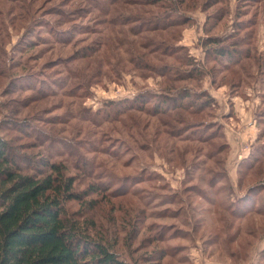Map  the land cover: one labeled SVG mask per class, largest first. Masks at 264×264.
<instances>
[{
	"label": "rangeland",
	"instance_id": "374dc122",
	"mask_svg": "<svg viewBox=\"0 0 264 264\" xmlns=\"http://www.w3.org/2000/svg\"><path fill=\"white\" fill-rule=\"evenodd\" d=\"M140 1L131 7L119 6V12L131 11L146 19L163 14L160 5ZM79 2L0 0V18L8 22L3 31L5 41L0 43V60L11 58L8 62L13 70H24L32 74L33 81L59 92L32 105L39 111L37 118H58L54 126L35 121L30 109H23L18 119H30L60 138L86 140L89 136L102 140L96 150H83L102 169H96L93 176L68 162V173L76 179L78 193L84 194L80 201L67 204L69 214L97 239L113 246L128 264H264V64L256 70L247 61L251 76L246 74L239 82L231 68L226 69L207 54L212 46L205 42L213 37L226 39L234 33L235 22H243L246 31L241 34L249 37L246 46L264 54V0H221L208 9L205 4L213 0H186L180 11L191 19L184 25L178 45L204 68V73L195 81L175 82L165 75L133 67L121 50L118 53L122 62L115 61L109 50L117 48V39L111 36L105 39L108 47L91 46V39L97 38L105 25L90 23V16L85 21L64 23L52 13L57 8L71 11ZM22 9L29 13L28 18L18 17ZM215 10L226 12L216 19ZM39 19L59 20V28L78 40L77 45L56 43L47 35V29L37 28L28 36L30 26ZM86 28H95L97 33L81 32ZM157 34L166 39L170 35ZM44 38L52 41L45 43ZM140 39L134 40L140 44ZM30 41L38 44L30 49ZM86 46L98 50L89 59L91 67L87 68L89 61L80 60V56L70 66L83 77L77 92L86 89L84 86L87 92L82 98L65 96V85L58 83L64 80L67 84L71 78L60 61ZM21 47L25 52L19 51ZM138 51L144 54L149 49ZM107 55L112 65L105 64ZM99 62L102 75L94 69ZM149 62L160 64L153 59ZM165 62L177 64L173 58ZM30 86L31 82H25L26 88ZM172 86L189 87L199 93L195 105L203 102V111L194 115L188 108L167 113L131 109V104L138 105L142 97L164 94V89ZM32 94L15 89L10 79L0 77V104L13 106ZM109 103L125 110L114 119L101 117L90 122L85 118L90 117L89 113L104 112ZM78 111L83 113L82 118L71 115ZM8 115L6 107L0 109V120ZM5 134L0 130V135ZM25 136L20 137L23 144L34 141L32 136ZM201 137L207 139L202 141ZM213 151L219 155L213 157ZM43 152L42 148L27 151L40 157ZM56 160L67 161L65 156ZM104 170L111 175L100 173ZM219 173L222 175L214 179ZM237 205L240 207L236 209Z\"/></svg>",
	"mask_w": 264,
	"mask_h": 264
},
{
	"label": "trees",
	"instance_id": "16d2710c",
	"mask_svg": "<svg viewBox=\"0 0 264 264\" xmlns=\"http://www.w3.org/2000/svg\"><path fill=\"white\" fill-rule=\"evenodd\" d=\"M79 1L71 11L65 12L63 9L57 8L53 9L52 13L58 15L57 17L61 18L64 23L85 21L90 16V23L93 21L96 24L105 25L102 30H99V36L91 39L90 45H95L94 47L99 49L109 46L105 40L106 36L117 39L115 44L117 48L109 50V54L113 55L115 61L122 62V57L118 53L121 50L127 54V62L133 67L165 75L171 82L186 79L195 81L204 73V68L188 58V55L183 53L186 49L178 45L182 29L191 19L180 11V6H184L186 0H147L149 5H160V8L164 10L161 16L156 15V17L147 19L134 16L131 11L119 12V6L131 7L138 5L140 0ZM220 1L207 2L204 7L208 9L212 4L220 3ZM20 3L21 1H19ZM225 12L226 10H215L213 14L216 19H219ZM17 15L22 19L29 17L26 10ZM7 23L5 19L0 18V43L5 41L3 31ZM60 23L59 20L50 22L46 19H39L30 26L27 34H29L28 36L32 35L37 28L47 29V35L53 37L56 43L63 46L72 43L76 46L78 40L71 37L69 32H63L65 29L59 28ZM130 23H134V25L127 28ZM235 26L234 33L226 39L213 37L208 38L205 42L212 46L207 49V54L226 69L231 68L232 75L241 82L242 76L246 74L251 76L249 74L251 67L247 61L252 62L256 70H259L264 64V54H259L255 52L254 48L246 46L249 37L247 34H241L242 31H246V29L243 30L245 28L243 22L236 21ZM75 27L71 29L76 30ZM80 30L86 34L90 33V35L97 33L95 28ZM159 32H169L170 35L166 39L164 36H159L157 34ZM146 33H149V36H145ZM131 36L133 39L129 40ZM140 37L142 42L138 44L134 39ZM43 40L45 43L52 41L48 38ZM37 44L38 41H30L28 48L32 49ZM138 48L143 51L149 49V52L141 54ZM24 49L21 47L19 51L25 52ZM91 49L90 46L83 47L80 51L73 52L69 57L60 61L66 65L65 71L71 78V82H67V84L63 82L64 80L58 83L65 85V89H67L63 92L65 96L82 98L86 94L87 86H84L86 89L83 91L77 92L76 89H79L77 87L83 85V81H81L83 77H80V73L70 65L80 57V60L89 61L92 54H96L98 51ZM3 53H5L4 49ZM105 57L108 59V61L105 60L107 61L105 64H111L110 56ZM166 58H173L177 64L165 62ZM151 59L160 62V64L151 65L149 62ZM8 61L12 62L11 58L0 60V77L10 79V83L15 89L21 92L29 90L33 94L29 98L17 100L16 105L13 106L6 103L0 104V109L6 107L9 111V115L0 120V130L6 132L5 135H0V264H128L119 256L113 246L97 239L87 228H84L80 220L72 218L67 206L71 201H80L84 198V194L78 193L75 187L76 179L68 173V162L77 170L90 176L96 173V169L102 170L83 153V150H96L97 145L101 144V138L90 139L89 136L86 140H76L71 137L60 138L51 131L47 132L34 125L30 119L19 120L21 111L30 109L31 112H34L35 118L33 119L35 121L54 126L53 122L58 118H37L35 114L39 111L34 110L35 106L32 107V105L40 103L48 97H55L59 92L50 87H44L43 82L33 81L35 79L31 78L32 74L24 70L22 72L13 70ZM91 64L92 61L87 62L86 67H91ZM101 66L102 63L99 62V65L94 69H99ZM93 74L92 72L91 75ZM99 75H102L101 69H99ZM25 82H31L32 86L26 88ZM58 84H56L57 87H59ZM164 92L166 93L154 95L152 98L144 96L138 105L135 102L130 107L151 113H167V111L188 108L192 114L197 115L203 111V102L195 105L199 93H195L189 87L175 88L172 86L164 89ZM117 107L116 103H109L104 112L89 113L90 117H84L91 119L90 122L98 121L101 117L105 120L114 119L125 110ZM40 111L43 112L45 109ZM71 115L82 118L83 113L78 111L75 115ZM9 132H14L18 136L7 134ZM23 135L29 138L32 136L34 141L23 144L20 138ZM200 139L205 141L207 137ZM36 148L43 149L42 157L39 156V153H27V151ZM218 155V152L212 154L213 157ZM60 156H65L67 161L56 160ZM100 173L111 175L106 170ZM219 175L221 176L222 173L216 174L214 179H217ZM101 183L104 184V182ZM235 207L237 209L240 205Z\"/></svg>",
	"mask_w": 264,
	"mask_h": 264
}]
</instances>
